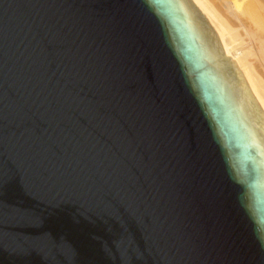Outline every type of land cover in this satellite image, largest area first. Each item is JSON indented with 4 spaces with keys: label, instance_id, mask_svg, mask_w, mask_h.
Returning a JSON list of instances; mask_svg holds the SVG:
<instances>
[{
    "label": "water",
    "instance_id": "water-1",
    "mask_svg": "<svg viewBox=\"0 0 264 264\" xmlns=\"http://www.w3.org/2000/svg\"><path fill=\"white\" fill-rule=\"evenodd\" d=\"M190 0H0V264H264V116Z\"/></svg>",
    "mask_w": 264,
    "mask_h": 264
},
{
    "label": "bare ground",
    "instance_id": "bare-ground-1",
    "mask_svg": "<svg viewBox=\"0 0 264 264\" xmlns=\"http://www.w3.org/2000/svg\"><path fill=\"white\" fill-rule=\"evenodd\" d=\"M190 1L202 7L206 22L220 38L223 57L217 64L234 59L264 116V0ZM244 37L249 44H244Z\"/></svg>",
    "mask_w": 264,
    "mask_h": 264
},
{
    "label": "rangeland",
    "instance_id": "rangeland-1",
    "mask_svg": "<svg viewBox=\"0 0 264 264\" xmlns=\"http://www.w3.org/2000/svg\"><path fill=\"white\" fill-rule=\"evenodd\" d=\"M243 41H244V44H245V45L249 44V43L247 42V40H246V37L243 38Z\"/></svg>",
    "mask_w": 264,
    "mask_h": 264
}]
</instances>
